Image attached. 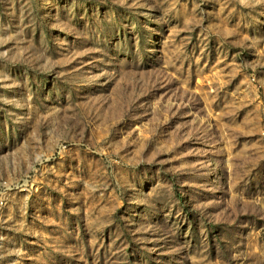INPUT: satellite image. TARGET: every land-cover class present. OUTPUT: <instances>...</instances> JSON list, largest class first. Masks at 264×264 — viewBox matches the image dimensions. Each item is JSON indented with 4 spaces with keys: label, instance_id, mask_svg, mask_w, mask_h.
<instances>
[{
    "label": "rangeland",
    "instance_id": "374dc122",
    "mask_svg": "<svg viewBox=\"0 0 264 264\" xmlns=\"http://www.w3.org/2000/svg\"><path fill=\"white\" fill-rule=\"evenodd\" d=\"M0 264H264V0H0Z\"/></svg>",
    "mask_w": 264,
    "mask_h": 264
}]
</instances>
